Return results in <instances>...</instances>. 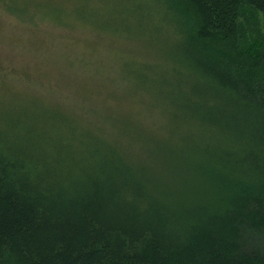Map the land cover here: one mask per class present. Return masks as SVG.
Returning <instances> with one entry per match:
<instances>
[{"label":"trees","instance_id":"16d2710c","mask_svg":"<svg viewBox=\"0 0 264 264\" xmlns=\"http://www.w3.org/2000/svg\"><path fill=\"white\" fill-rule=\"evenodd\" d=\"M166 3L191 68L146 86L184 94L200 164L172 181L0 126V264H264V0Z\"/></svg>","mask_w":264,"mask_h":264},{"label":"rangeland","instance_id":"374dc122","mask_svg":"<svg viewBox=\"0 0 264 264\" xmlns=\"http://www.w3.org/2000/svg\"><path fill=\"white\" fill-rule=\"evenodd\" d=\"M180 29L166 0H0V126L51 143L68 132L172 181L196 170L194 153L178 154L191 125L174 104L184 94L146 86L191 68Z\"/></svg>","mask_w":264,"mask_h":264}]
</instances>
